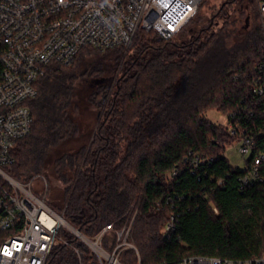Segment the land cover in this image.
<instances>
[{
	"label": "trees",
	"instance_id": "16d2710c",
	"mask_svg": "<svg viewBox=\"0 0 264 264\" xmlns=\"http://www.w3.org/2000/svg\"><path fill=\"white\" fill-rule=\"evenodd\" d=\"M221 12L219 28L202 21L188 29L196 15L170 39L140 28L128 48L84 47L70 65H54L29 101L32 129L7 167L20 181L43 174L56 148L78 135L71 113L78 88L100 106L90 144L53 160L65 186L56 209L89 237L112 224L102 238L109 252L116 231L131 224L136 249L121 251L123 264L264 255V160L260 176L243 181L264 151V95L253 91L264 60L259 0H232ZM211 109L226 114L227 124L209 119ZM231 127L247 128L256 141L244 167L225 155L240 137ZM172 215L175 225L166 231ZM65 236L82 258L58 243L47 264H101L75 235Z\"/></svg>",
	"mask_w": 264,
	"mask_h": 264
},
{
	"label": "built area",
	"instance_id": "2783aa9c",
	"mask_svg": "<svg viewBox=\"0 0 264 264\" xmlns=\"http://www.w3.org/2000/svg\"><path fill=\"white\" fill-rule=\"evenodd\" d=\"M204 1L0 0V264H47L58 243L70 246L81 259L84 251L65 236L68 231L101 264H123L121 251L136 249L129 241L131 224L116 231L117 243L109 252L102 238L114 228L112 224L95 237L85 235L49 203L45 193L33 189V179L20 181L7 167L14 162L16 142L32 129L29 101L38 95L39 80L54 65H70L84 47L128 48L140 28L173 38L197 15ZM259 11L264 28V0H259ZM258 68L253 91L264 95V60ZM238 132L240 151L249 156L256 141L247 128L231 127L232 134ZM263 160L261 151L243 178L245 184L260 176ZM174 225L172 215L165 230ZM179 264H264V255L248 259L190 256Z\"/></svg>",
	"mask_w": 264,
	"mask_h": 264
},
{
	"label": "rangeland",
	"instance_id": "374dc122",
	"mask_svg": "<svg viewBox=\"0 0 264 264\" xmlns=\"http://www.w3.org/2000/svg\"><path fill=\"white\" fill-rule=\"evenodd\" d=\"M230 1L232 0H205L199 8L195 18L196 21L191 23L188 29H198L204 23V25L214 23V27H221L224 21V14L221 12L222 8L225 9L227 3ZM248 11H250V9H248ZM255 17L256 15L251 17L249 28H252V26L255 25ZM256 19V22L259 23V18ZM202 21H204V23H202ZM243 23H245V18H243ZM76 92L77 93L71 106V113L74 115V117H76V123L78 124V135L70 138L68 141L63 142L59 147H57L54 152L53 160L58 154L60 155L61 153L68 151L72 152L73 149L83 145L88 146L97 127V123L101 118V110H99L100 106L89 99L88 91H85L80 87ZM207 116L216 123L227 124L228 121V116L226 114L215 109L208 111ZM240 146V141H232L228 143L226 146L225 155L229 158L233 165L244 167L246 166L247 156L242 154L240 151ZM53 160L46 165L43 174H39L35 177L32 187L38 192L45 193L47 195L48 201L55 208H57L64 203L65 186L58 179V176L55 173ZM68 232L71 234L70 231Z\"/></svg>",
	"mask_w": 264,
	"mask_h": 264
},
{
	"label": "bare ground",
	"instance_id": "6f19581e",
	"mask_svg": "<svg viewBox=\"0 0 264 264\" xmlns=\"http://www.w3.org/2000/svg\"><path fill=\"white\" fill-rule=\"evenodd\" d=\"M95 248H97V246L94 243H91ZM118 264V263H117Z\"/></svg>",
	"mask_w": 264,
	"mask_h": 264
}]
</instances>
